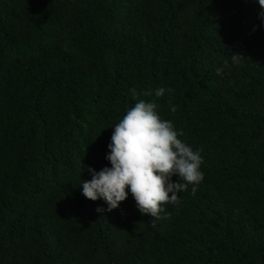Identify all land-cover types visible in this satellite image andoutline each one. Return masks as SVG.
<instances>
[{"label":"trees","instance_id":"1","mask_svg":"<svg viewBox=\"0 0 264 264\" xmlns=\"http://www.w3.org/2000/svg\"><path fill=\"white\" fill-rule=\"evenodd\" d=\"M259 10L258 0H0V264H264ZM157 87L173 92L157 98ZM131 88L152 90L138 99L203 149L196 194L165 205L167 220L141 215L130 192L110 212L82 194L88 167H111Z\"/></svg>","mask_w":264,"mask_h":264},{"label":"clouds","instance_id":"2","mask_svg":"<svg viewBox=\"0 0 264 264\" xmlns=\"http://www.w3.org/2000/svg\"><path fill=\"white\" fill-rule=\"evenodd\" d=\"M258 4V18L264 27V0H258ZM244 58L239 53L230 55L231 65H241ZM228 66L229 61L225 60L223 67L215 70L216 74L221 75ZM129 92L136 102L126 109L113 128L105 157L111 167L105 166L100 171L88 167L91 179L81 180L82 194L92 201L102 199L110 212L126 200L130 192L141 215L167 220L171 214L165 210V205H178L179 194L189 188L192 195L196 194L204 178L200 170L203 149L194 150L179 139L183 131L176 130L173 121L159 115L155 102L138 99L152 96V90L138 92L131 88ZM172 92L171 88L157 87L154 95L161 98ZM167 104L171 113L177 111L171 98ZM95 211L102 215L105 209L98 206Z\"/></svg>","mask_w":264,"mask_h":264}]
</instances>
